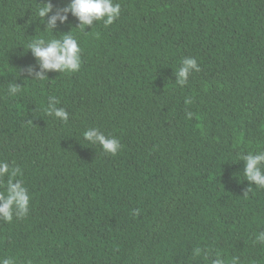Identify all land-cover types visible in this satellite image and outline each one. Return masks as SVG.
<instances>
[{
  "label": "trees",
  "instance_id": "trees-1",
  "mask_svg": "<svg viewBox=\"0 0 264 264\" xmlns=\"http://www.w3.org/2000/svg\"><path fill=\"white\" fill-rule=\"evenodd\" d=\"M70 2L0 0V160L31 195L24 217L0 219V259L264 264V189L240 159L264 150V0H113V24L85 31L63 11ZM58 13L67 21L47 30ZM71 30L80 70L39 80L27 43ZM186 57L200 71L179 86ZM49 97L66 122L46 114ZM90 127L118 138L119 152L85 141Z\"/></svg>",
  "mask_w": 264,
  "mask_h": 264
},
{
  "label": "clouds",
  "instance_id": "clouds-1",
  "mask_svg": "<svg viewBox=\"0 0 264 264\" xmlns=\"http://www.w3.org/2000/svg\"><path fill=\"white\" fill-rule=\"evenodd\" d=\"M51 10V3H47L37 10V14L43 18ZM63 11L70 12L79 21L78 26L74 28L85 31L87 27H92L94 22L102 21L106 27L113 24L120 15V4L114 3L113 0H71ZM57 19L64 23L68 16L66 14L61 16L59 13L53 15L47 22V30L53 31ZM71 33L72 30L60 38H37L27 43L26 50L31 51L41 68V72L37 73L39 80L46 79L47 71L75 73L80 70L81 48ZM194 71H200L197 60L193 57L184 58L178 71L174 74L175 82L179 86H184L189 75ZM21 88L18 85H9L8 95L15 96L21 91ZM58 103L59 101L55 97H49L46 114L66 122L69 118L68 112L63 108H58L56 106ZM186 116L191 118L192 113L189 112ZM83 138L91 145H99L105 154L115 156L121 149L118 138L106 136L99 128H88L83 133ZM240 159L245 161L243 173L246 180L250 182V185L254 183L257 189H264V150L249 151L247 155L242 154ZM21 174L19 167H10L7 162L0 160V180L8 177L5 190L0 192V219L7 222H11L14 215L24 217L29 211L31 201L29 190L22 180L15 179ZM251 191L253 190L250 186L244 196L247 197L248 192ZM133 214H138V210H133ZM255 242L264 245V231L256 234ZM200 253L201 249L194 250V255H200ZM238 259V257H232L228 264H237ZM0 264H15V260L11 257L3 258L0 259ZM211 264H226V261L217 254Z\"/></svg>",
  "mask_w": 264,
  "mask_h": 264
}]
</instances>
